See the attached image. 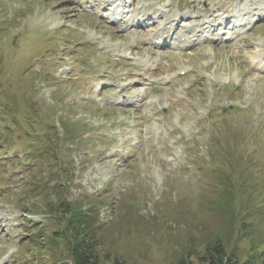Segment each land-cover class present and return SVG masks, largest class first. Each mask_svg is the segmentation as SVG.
Returning <instances> with one entry per match:
<instances>
[{
  "label": "rangeland",
  "instance_id": "obj_1",
  "mask_svg": "<svg viewBox=\"0 0 264 264\" xmlns=\"http://www.w3.org/2000/svg\"><path fill=\"white\" fill-rule=\"evenodd\" d=\"M134 1L120 23L102 0H0V264H74L73 232L88 264L264 249V0H205L250 16L187 50L153 46L166 16Z\"/></svg>",
  "mask_w": 264,
  "mask_h": 264
},
{
  "label": "trees",
  "instance_id": "obj_2",
  "mask_svg": "<svg viewBox=\"0 0 264 264\" xmlns=\"http://www.w3.org/2000/svg\"><path fill=\"white\" fill-rule=\"evenodd\" d=\"M65 206V205H64ZM66 211L71 209L69 205L66 204L64 207ZM89 214L82 211H75L68 218V226L73 230L75 224H86L85 220ZM74 240L70 248V256L74 264H88L90 259V252L86 248L76 234L73 232ZM76 241V243H74ZM70 244V245H71ZM248 253L243 259H238L231 251L227 252V247L220 241H213L211 244L204 248L203 254L201 256V263L205 264H264V249L261 251L255 250L256 248L250 244ZM92 255V253H91ZM188 263L185 261V264Z\"/></svg>",
  "mask_w": 264,
  "mask_h": 264
},
{
  "label": "bare ground",
  "instance_id": "obj_3",
  "mask_svg": "<svg viewBox=\"0 0 264 264\" xmlns=\"http://www.w3.org/2000/svg\"><path fill=\"white\" fill-rule=\"evenodd\" d=\"M134 16H135V15H134ZM134 16H133V17H134ZM134 18H135V17H134ZM169 23L171 24L172 22H169ZM194 27H196V28H197V26H194ZM200 31H201L200 29H199V30H197V33H200ZM143 62H144V61H143ZM145 62H146V61H145Z\"/></svg>",
  "mask_w": 264,
  "mask_h": 264
}]
</instances>
